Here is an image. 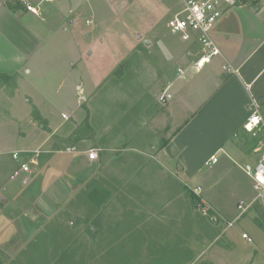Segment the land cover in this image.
<instances>
[{
	"label": "rangeland",
	"instance_id": "rangeland-1",
	"mask_svg": "<svg viewBox=\"0 0 264 264\" xmlns=\"http://www.w3.org/2000/svg\"><path fill=\"white\" fill-rule=\"evenodd\" d=\"M55 1L61 2L57 15L47 22L55 33L42 40L45 65L26 75L29 80L0 77V110L14 111L4 114L9 118L0 126L18 134L44 133L46 140L52 135V150L62 158L85 155L92 148L98 151L95 176L50 222L60 226L51 236L69 241L71 247L105 246L82 240L88 238L87 225H93L103 232L101 241L115 244L104 247L106 252L114 248L117 252L118 241L130 246L126 264H142L140 260L152 257L180 261L189 257L190 264H197L201 250L213 242L214 222L212 210L193 197V193L199 196L194 186L202 184L213 199L219 187L218 166L189 169L194 171L190 185L173 169L150 166L157 156L151 145L164 138L155 120L160 110L154 101L166 72V54L158 39L180 38L168 26L181 8L180 0ZM249 2L264 4V0ZM26 98L29 117L23 120ZM144 131L147 136H140ZM252 138L245 134L249 144ZM45 149L18 151L30 160ZM202 177L207 179L199 180ZM258 201L264 204V198ZM141 230L151 237H139L143 247L136 253L135 232L140 235ZM23 251L17 242L0 248V264H27L21 260ZM109 260L105 256L100 263Z\"/></svg>",
	"mask_w": 264,
	"mask_h": 264
},
{
	"label": "crops",
	"instance_id": "crops-1",
	"mask_svg": "<svg viewBox=\"0 0 264 264\" xmlns=\"http://www.w3.org/2000/svg\"><path fill=\"white\" fill-rule=\"evenodd\" d=\"M30 1L42 4L41 16L28 11L20 0H0V77L29 80L26 75L37 73L40 65H45L42 40L55 33L47 22L54 21L61 2ZM212 35L222 53L198 69L195 63L199 45L181 38L175 42L158 39L166 54V72L165 84L154 101L160 110L155 120L162 126L164 138H157L156 145H151L157 156L150 166L173 169L190 185L189 177L194 171L189 169L217 165L219 187L213 199L202 184L194 186L203 205L212 210L214 222L213 242L201 250L197 264H264V204L258 201L253 180L243 168L255 163L264 152V121L255 135L245 127L255 104L264 118V4L239 2L225 13ZM224 65L236 71L227 72ZM163 95L166 97L161 100ZM25 102V113L20 117L23 120L29 117L30 100L26 98ZM8 112L14 111L0 110V118L5 119L0 125L7 122L9 117L4 114ZM43 134H18L0 126V248L20 243L24 247L21 260L27 264H126V248L130 246L118 241L117 252L115 248L106 252L104 247L115 244L101 241L103 232L93 225H87L88 238L82 240L89 244L103 242L105 246L71 247L69 241L58 242L56 236H51L60 226L50 222L69 198L93 179L99 163L98 158L92 160L82 152L62 155L63 159L52 150V135L46 140ZM245 134L254 136L250 144ZM140 136L147 134L140 132ZM39 146L46 149L34 156L37 162L30 163L31 171H20L14 152ZM212 156L218 160L207 163ZM242 201L246 204L244 212L238 207ZM231 221L233 225H229ZM117 224L120 232L122 223ZM141 232H135L136 253L143 247L139 237H151ZM98 248L103 250L98 252ZM105 256L110 260L100 263ZM168 258L152 257L140 263L190 264L189 257L181 261Z\"/></svg>",
	"mask_w": 264,
	"mask_h": 264
},
{
	"label": "built area",
	"instance_id": "built-area-1",
	"mask_svg": "<svg viewBox=\"0 0 264 264\" xmlns=\"http://www.w3.org/2000/svg\"><path fill=\"white\" fill-rule=\"evenodd\" d=\"M26 9L37 16L42 15L40 5L34 4L30 0H20ZM243 0H180L181 8L178 12L174 13L168 22V26L172 33L178 35L183 41L197 44L200 47V55L195 63L198 69L203 67L211 59L222 53L219 44L213 38L212 32L225 15V13L232 7L236 6ZM224 69L228 71H236L230 65H224ZM264 121L263 116L260 114L257 105L251 113L247 123L246 129L254 135L257 129L261 127ZM259 151V150H258ZM14 158L20 161V171L30 172V163H36L35 158L30 160L22 157L19 151L14 152ZM90 159L98 158L97 149H90L88 151ZM218 160L216 156H212L211 160L207 163H215ZM246 173L252 178L254 188L257 192V198H262L264 195V152L260 153L258 160L255 163H248L244 167ZM241 212L246 210V204L242 201L239 203ZM233 225V221L229 223ZM243 237L248 241L252 238L243 233Z\"/></svg>",
	"mask_w": 264,
	"mask_h": 264
},
{
	"label": "trees",
	"instance_id": "trees-1",
	"mask_svg": "<svg viewBox=\"0 0 264 264\" xmlns=\"http://www.w3.org/2000/svg\"><path fill=\"white\" fill-rule=\"evenodd\" d=\"M243 1H246V0H243ZM193 197H194L197 201L201 202V198H200L196 193H193Z\"/></svg>",
	"mask_w": 264,
	"mask_h": 264
},
{
	"label": "water",
	"instance_id": "water-1",
	"mask_svg": "<svg viewBox=\"0 0 264 264\" xmlns=\"http://www.w3.org/2000/svg\"><path fill=\"white\" fill-rule=\"evenodd\" d=\"M146 43H147V44H149V42H148V41H146Z\"/></svg>",
	"mask_w": 264,
	"mask_h": 264
}]
</instances>
